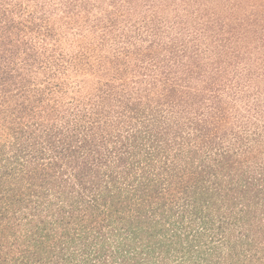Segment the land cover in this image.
<instances>
[{
    "label": "trees",
    "instance_id": "obj_1",
    "mask_svg": "<svg viewBox=\"0 0 264 264\" xmlns=\"http://www.w3.org/2000/svg\"><path fill=\"white\" fill-rule=\"evenodd\" d=\"M0 264H264V0H0Z\"/></svg>",
    "mask_w": 264,
    "mask_h": 264
}]
</instances>
